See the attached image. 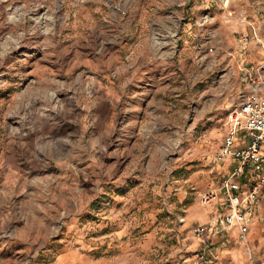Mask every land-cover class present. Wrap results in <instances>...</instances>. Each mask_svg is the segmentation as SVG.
<instances>
[{"label": "rangeland", "instance_id": "1", "mask_svg": "<svg viewBox=\"0 0 264 264\" xmlns=\"http://www.w3.org/2000/svg\"><path fill=\"white\" fill-rule=\"evenodd\" d=\"M262 60L264 0H0V264H199Z\"/></svg>", "mask_w": 264, "mask_h": 264}, {"label": "built area", "instance_id": "2", "mask_svg": "<svg viewBox=\"0 0 264 264\" xmlns=\"http://www.w3.org/2000/svg\"><path fill=\"white\" fill-rule=\"evenodd\" d=\"M248 42V37L241 39L243 52ZM240 69L244 73L243 91L228 114L216 155L218 162L230 161L233 166L200 196L203 206L217 203L218 207L207 225L193 229L195 238L203 243L194 256L199 264H205L211 253L210 235L237 228L238 237L247 241L264 188V60L256 66L243 63Z\"/></svg>", "mask_w": 264, "mask_h": 264}, {"label": "crops", "instance_id": "3", "mask_svg": "<svg viewBox=\"0 0 264 264\" xmlns=\"http://www.w3.org/2000/svg\"><path fill=\"white\" fill-rule=\"evenodd\" d=\"M228 163V172L232 168L233 164L230 165V161ZM210 206V205H208ZM217 203L212 205V211L216 212ZM264 215V188L261 192V198L257 206L256 214L252 225L250 226L251 236L256 238L255 242L259 245L260 248L264 247V225L262 217ZM206 220V217L205 219ZM203 225V224H197ZM248 234V235H249ZM234 237H238V229L234 228L232 231L224 232L221 231L219 233L210 235L207 239L208 244L210 245L211 253L208 255L205 264L208 262H212L215 259H219V254L223 256V258L233 259L234 262L242 261L243 259H249L245 253L244 246H246V241L242 242L241 245H237L236 242L232 241ZM251 259V258H250ZM255 259H257L255 257ZM264 259V257L262 258Z\"/></svg>", "mask_w": 264, "mask_h": 264}]
</instances>
